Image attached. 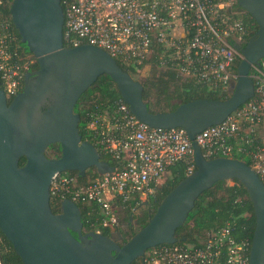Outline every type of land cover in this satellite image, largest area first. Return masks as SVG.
I'll return each mask as SVG.
<instances>
[{
  "label": "water",
  "instance_id": "1",
  "mask_svg": "<svg viewBox=\"0 0 264 264\" xmlns=\"http://www.w3.org/2000/svg\"><path fill=\"white\" fill-rule=\"evenodd\" d=\"M237 1L257 28L244 45H235L241 59L233 90L223 99L197 98L169 111H152L142 82L105 49L89 43L65 45L62 0L11 1L13 24L38 63L37 69L25 72L21 91L11 99L0 79V229L24 264H131L137 258L144 264L150 248L184 239L176 231L206 189L233 179L245 186L254 208L250 264H264V182L241 158H206L195 140L255 96L251 71L264 59V0ZM102 74L111 77L139 120L150 127H181L193 146L195 170L165 195L148 221L123 244L100 230L85 231L81 209L70 197L60 201L58 212L51 204L56 174L115 170L101 158L97 146L82 137L81 116L75 111L83 92ZM56 142L61 153L50 157L47 148Z\"/></svg>",
  "mask_w": 264,
  "mask_h": 264
},
{
  "label": "built area",
  "instance_id": "2",
  "mask_svg": "<svg viewBox=\"0 0 264 264\" xmlns=\"http://www.w3.org/2000/svg\"><path fill=\"white\" fill-rule=\"evenodd\" d=\"M237 0H64L63 38L66 46L89 43L109 52L117 62L139 69L153 53L154 43L175 60L188 77L230 92L238 79L241 52L251 37ZM0 0V79L11 99L23 87L24 74L35 62L12 48L16 39L13 21L3 13ZM255 96L223 122L196 135L206 158L246 155L264 182V59L252 68ZM89 127L102 135L105 148L129 154L123 169L102 174L98 180L76 187L67 172L54 176L51 193L74 201L94 200L107 215L103 225L118 224L113 210L116 195L127 200L153 193L168 169L187 162V174L195 170L193 146L181 127H150L139 120L127 103L118 102L116 113L93 119ZM239 158V157H237ZM61 190H66L62 193ZM231 225L220 228L202 246L170 244L150 248L148 264H250L251 240L233 238Z\"/></svg>",
  "mask_w": 264,
  "mask_h": 264
},
{
  "label": "trees",
  "instance_id": "3",
  "mask_svg": "<svg viewBox=\"0 0 264 264\" xmlns=\"http://www.w3.org/2000/svg\"><path fill=\"white\" fill-rule=\"evenodd\" d=\"M11 1L5 0L2 11L12 20L9 10ZM62 5L65 7L64 0H62ZM233 7L241 12L240 15L252 36L257 28L255 21L243 10L238 1L235 2ZM14 33L16 39L12 44V48L23 58L33 55L27 45L22 42L15 26ZM239 61L240 58L237 62L239 63ZM118 63L133 77L134 74L148 68L147 74L140 81L144 86L143 97L152 111L173 110L180 103L197 98L223 99L231 92H221L219 88L201 81L196 76H184L179 71L177 62L168 58V53H163V48L159 43H154L153 53L139 69L126 66L119 61ZM37 66L38 63L35 60L29 69ZM121 100L115 82L108 74H102L83 92L75 106V111L81 116L79 126L82 137L94 143L99 149L101 158L107 160L115 169H123L126 166L129 154L122 152L117 155L105 148L104 144L101 143L102 135L92 130L89 124L93 119L104 115L111 119L112 115L116 113L118 102ZM46 153L50 157H58L61 153L60 144L57 142L51 144ZM236 156L250 163V159L246 155ZM24 162L25 157L21 159L20 164H24ZM187 167L188 163L183 161L171 166L168 169L171 173L170 177L164 182L159 181L157 184H153L154 191L147 196V207L142 209L137 216L132 213L133 209L142 202L138 194H132L125 201L119 195L114 196L112 200L113 210L118 218V224L114 227L103 225L104 218L107 215L99 203L94 200H79L77 203L81 209L85 231L100 230L104 234L113 237L118 243L123 244L148 221L165 195L186 176ZM67 173L76 179V187L87 185L102 177V174L95 168L88 169L85 176L79 175L76 171H67ZM231 182L219 180L198 197L195 207L189 213L186 222L176 231V235L184 239L174 244L202 246L213 237L216 231L226 225H231V234L236 240L249 239L252 241L255 228L252 202L245 186L240 181L233 179ZM61 192L64 193L66 190H61ZM60 201L61 196L52 195L51 204L56 212L59 211ZM134 220L138 224L136 230L132 229ZM125 222L129 230L123 232L121 224ZM128 234L130 237L126 238L125 236ZM161 245L170 244L165 243L158 246ZM0 259L2 264H24L1 229ZM131 264H143V260L137 258ZM144 264H148L147 261L144 260Z\"/></svg>",
  "mask_w": 264,
  "mask_h": 264
},
{
  "label": "rangeland",
  "instance_id": "4",
  "mask_svg": "<svg viewBox=\"0 0 264 264\" xmlns=\"http://www.w3.org/2000/svg\"><path fill=\"white\" fill-rule=\"evenodd\" d=\"M147 71H148V68H146L145 70L141 71L140 73H136V74H134V78L141 80V79L143 78V76L147 74ZM228 95H229V94H228ZM170 175H171V173H170L169 171H167V172L161 177L160 182H164L165 180H167V178L170 177ZM228 182H231V180H228ZM231 183H232V182H231ZM141 200H142V202H141L136 208L133 209V213H132V214H133L134 216H137V215L140 213V211H141L142 209H144V208L147 207V202H148L147 197H146V196H142ZM121 227H122V231H123V232L129 230V228H128L126 222H125L124 224H121ZM132 229H134V230L138 229V224L136 223V220L133 221ZM125 237H126V238H127V237H130V235L128 234V235H126Z\"/></svg>",
  "mask_w": 264,
  "mask_h": 264
},
{
  "label": "flooded vegetation",
  "instance_id": "5",
  "mask_svg": "<svg viewBox=\"0 0 264 264\" xmlns=\"http://www.w3.org/2000/svg\"><path fill=\"white\" fill-rule=\"evenodd\" d=\"M38 67V66H37ZM37 67H34L33 69H31V70H35V69H37Z\"/></svg>",
  "mask_w": 264,
  "mask_h": 264
}]
</instances>
